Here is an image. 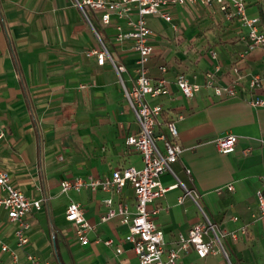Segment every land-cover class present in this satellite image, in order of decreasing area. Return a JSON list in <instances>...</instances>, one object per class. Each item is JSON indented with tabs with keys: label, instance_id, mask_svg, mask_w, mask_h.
<instances>
[{
	"label": "crops",
	"instance_id": "1",
	"mask_svg": "<svg viewBox=\"0 0 264 264\" xmlns=\"http://www.w3.org/2000/svg\"><path fill=\"white\" fill-rule=\"evenodd\" d=\"M247 5L248 14L259 16L264 30L260 9ZM170 11L172 21L148 16L154 46L149 74L153 80L168 78L170 89L148 95L147 100L162 105L157 135L170 136L167 123L175 120L176 140L184 147L173 164L176 174L166 172L161 179L165 186L182 181L194 188L219 228L238 232L237 238L224 237L234 264H264V217L259 216L257 196L264 175V105L251 103L254 94L264 99V84L255 90L249 85L254 74L264 73V52L261 47L246 51L249 27L216 2L178 3ZM93 15L101 20L98 13ZM116 23L125 22L118 17L111 24L101 21L104 34L99 33L114 58L126 64L122 75L131 86L138 53L132 39H115ZM92 24L74 0H0V133L4 134L0 166L27 195L44 198L42 208L27 215L30 243L18 248L21 259L28 249L43 264H140L127 238L128 223L120 216L101 218L107 210L104 200L110 196L135 208L129 183L121 192L61 187L63 178L104 176L115 168L143 166L141 152L126 143L140 126L118 72L109 60L101 64L96 55L87 54L100 45ZM217 64L220 84L231 82L234 66L240 68L243 77L237 96L221 97L204 85L191 97L182 92L176 82L180 73L204 83L207 70ZM229 133L237 136V143L234 151L224 153L217 139ZM158 143L163 147L162 139ZM229 183L234 189L226 187ZM183 191L179 183L149 205L167 247L200 219L190 198L178 201ZM72 200L83 203L92 224L87 243L78 239L75 224L66 218ZM243 225L248 226L247 233L241 231ZM15 230L16 224L1 207L0 238L17 248ZM108 239L113 242L107 243ZM0 264H12L1 248ZM177 264L227 263L220 252L201 257L190 248Z\"/></svg>",
	"mask_w": 264,
	"mask_h": 264
},
{
	"label": "built area",
	"instance_id": "2",
	"mask_svg": "<svg viewBox=\"0 0 264 264\" xmlns=\"http://www.w3.org/2000/svg\"><path fill=\"white\" fill-rule=\"evenodd\" d=\"M210 4L216 2L220 9L228 16H237L243 25L249 27L247 50L261 47L264 52V30L260 28V17L250 16L247 12L246 0H76V4L82 9L85 16L92 24L91 13H98L104 24H111L114 17L124 19L125 23H116L117 41L126 38L133 40V47L138 53L135 66V75L132 85L128 86L123 79V72L127 70L124 62L114 58L111 50L103 40L98 29L92 24L100 45L87 50L88 55H96L99 63L109 60L119 74L122 83L124 96L130 107L134 110L139 122V129L126 137L128 146L141 152L143 166L135 165L115 168L109 175L75 176L63 178L61 187L63 191L75 189L81 191L84 188L93 190L102 188L121 192L126 184L133 188L136 198L135 208L123 199L115 200L112 196L104 201L107 210L102 214V220H107L114 216H120L122 222L128 223L129 233L127 238L132 242L133 248L139 256L140 264H177L184 251L194 248L201 257L209 253L221 252L227 264H234L231 254L224 243V237L228 234L234 238L238 237L237 231H223L218 223L214 221L206 212L201 202V195L184 182H176L171 186H165L161 177L166 172H173V164L179 159L184 147L176 140L179 130L175 120L167 123L168 132L157 135L156 126L159 123V116L162 112V105L150 104L147 96H156L169 91L168 78L161 76L157 80L149 74L148 61L154 52V46L150 42L152 29L148 24V16L158 15L168 21L173 20L170 8L178 3L196 2ZM177 29V24L172 22ZM216 53L214 52V56ZM166 67L163 66L162 70ZM220 69V64L215 69H208L205 74L204 83L191 81L184 73H180L176 82L182 92L187 96H194L201 87L207 86L213 89L215 94L221 97L237 96L238 85L243 74L238 66H234L235 76L231 82L220 84L216 81V73ZM264 84V73L254 74L249 85L252 90ZM251 103L264 105V99L254 94ZM0 133V139L3 137ZM163 140V147L158 140ZM237 136L233 133L226 134L217 139V146L221 152L228 153L235 150ZM248 152V149L246 150ZM189 171V170H188ZM176 174V173H175ZM182 184L184 191L179 195L178 201L183 203L186 198H190L197 206L200 219L194 222L185 234L179 232L174 237L171 246L167 247V241L163 229L152 216L153 210L149 205L157 198L165 195L168 189ZM228 189H234V184L229 183ZM222 187L218 191H222ZM259 199L260 217H264V175L261 177V186L257 190ZM44 198H34L27 195L23 189L16 186L10 177L9 172L0 166V208L7 210L9 220L16 224L17 248L12 247L8 242L0 238V248L8 252L12 264H43L40 258L31 250H25V258L21 259L18 248L25 249L30 243L28 228L30 223L27 215L33 209H40L43 206ZM158 210V208H156ZM66 218L75 224L76 236L82 243L89 242L88 231L92 227L91 222L85 215L83 203L72 200L66 208ZM256 224V220L252 221ZM241 231L247 233L248 226L243 225ZM112 243V239L106 240ZM118 251L122 247L117 248Z\"/></svg>",
	"mask_w": 264,
	"mask_h": 264
},
{
	"label": "rangeland",
	"instance_id": "3",
	"mask_svg": "<svg viewBox=\"0 0 264 264\" xmlns=\"http://www.w3.org/2000/svg\"><path fill=\"white\" fill-rule=\"evenodd\" d=\"M74 1H76V0H74ZM246 2L250 6L256 5L260 9V12L262 14V19H263L262 24L264 26V0H246ZM91 18H92L93 22H95V26L97 27L98 31L101 32V34L103 35L104 34V29L102 28L101 20L98 21L97 18H96V15H93ZM98 22H100V23H98ZM205 210H206L207 214L210 216V214H209V212L207 211L206 208H205Z\"/></svg>",
	"mask_w": 264,
	"mask_h": 264
}]
</instances>
